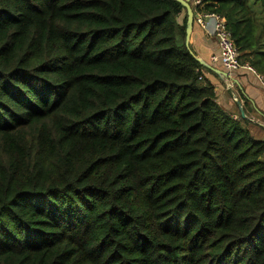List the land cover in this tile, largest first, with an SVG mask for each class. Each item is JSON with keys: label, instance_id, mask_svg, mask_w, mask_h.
<instances>
[{"label": "trees", "instance_id": "16d2710c", "mask_svg": "<svg viewBox=\"0 0 264 264\" xmlns=\"http://www.w3.org/2000/svg\"><path fill=\"white\" fill-rule=\"evenodd\" d=\"M190 2L264 77V0ZM186 21L176 0H0V264H264V139Z\"/></svg>", "mask_w": 264, "mask_h": 264}, {"label": "crops", "instance_id": "0c3cea01", "mask_svg": "<svg viewBox=\"0 0 264 264\" xmlns=\"http://www.w3.org/2000/svg\"><path fill=\"white\" fill-rule=\"evenodd\" d=\"M205 22L206 27H203L195 19L190 39L191 49L206 63L227 74L204 67L203 76L216 87L219 103L232 112L234 117L244 118L255 138L264 139V77L257 71L224 69L218 58L219 45L213 33L215 19L207 18ZM240 107L243 108L245 116L242 115ZM262 158L264 159V155Z\"/></svg>", "mask_w": 264, "mask_h": 264}, {"label": "built area", "instance_id": "2783aa9c", "mask_svg": "<svg viewBox=\"0 0 264 264\" xmlns=\"http://www.w3.org/2000/svg\"><path fill=\"white\" fill-rule=\"evenodd\" d=\"M194 3L199 4L201 2L200 0H194ZM207 18L215 19L213 25V33L218 41V45H219L218 58L221 62L222 67L227 71L246 69L249 71L256 72V70L252 66L241 62L240 50L231 36V32L227 27L226 20L219 14H215V13L206 14L199 12L197 13V17L195 19L200 25L206 27L205 21Z\"/></svg>", "mask_w": 264, "mask_h": 264}, {"label": "water", "instance_id": "95a60500", "mask_svg": "<svg viewBox=\"0 0 264 264\" xmlns=\"http://www.w3.org/2000/svg\"><path fill=\"white\" fill-rule=\"evenodd\" d=\"M177 2H179L181 5H183V7L186 10V14H187V21H186V40H185V44L187 49L189 50L190 54L199 62L201 63L204 67L208 68V69H212L214 71H217L219 73H225L226 72L219 70L211 65H209L208 63H206L204 60H202L199 56L196 55V53L191 49L190 46V39L191 36L193 34L194 31V25H195V18L197 17V13L195 12L192 4L190 3L191 0H176ZM238 105H240V102H238ZM242 115L245 116L244 110L242 107H240Z\"/></svg>", "mask_w": 264, "mask_h": 264}]
</instances>
